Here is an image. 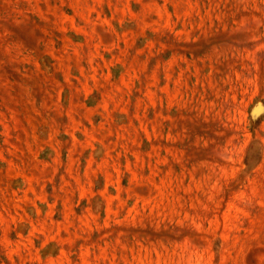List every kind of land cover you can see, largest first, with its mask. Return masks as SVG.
<instances>
[{
    "label": "rangeland",
    "instance_id": "374dc122",
    "mask_svg": "<svg viewBox=\"0 0 264 264\" xmlns=\"http://www.w3.org/2000/svg\"><path fill=\"white\" fill-rule=\"evenodd\" d=\"M15 2L0 264H264V0H100L92 57L69 2Z\"/></svg>",
    "mask_w": 264,
    "mask_h": 264
},
{
    "label": "crops",
    "instance_id": "0c3cea01",
    "mask_svg": "<svg viewBox=\"0 0 264 264\" xmlns=\"http://www.w3.org/2000/svg\"><path fill=\"white\" fill-rule=\"evenodd\" d=\"M4 1L11 2L12 7H15L16 10L10 8L6 9L4 7L5 3ZM52 3V7L54 8L55 12L54 15L50 16V22L48 23L45 21V26L52 25L54 29H62L64 27L63 23H58L57 19V11H60L62 8V4L69 2L71 4V7L74 11V14L77 17V21L80 24V35L76 37V41L80 42V45L84 50L87 51L89 54V57H92L93 55V47L96 45V43H99L98 45L101 46V49H108V43H110L107 33H110L109 27L101 26L96 28L95 23L99 21L96 20L97 15L96 11H99L101 7L100 0H49ZM106 4L109 6V0H104ZM18 6L15 2V0H0V34L4 33H17L18 34H27V39H23L25 42H32L34 43V31H31L27 27L29 25H22L21 22L18 20V12H17ZM56 15V16H55ZM36 16H33L35 18ZM36 24V22L34 21ZM2 42H0V67L1 69L5 66L4 63L7 61L3 58V50L1 47ZM4 45V44H3ZM97 46V45H96ZM90 52H92L90 54ZM0 69V70H1ZM1 76V73H0Z\"/></svg>",
    "mask_w": 264,
    "mask_h": 264
},
{
    "label": "water",
    "instance_id": "95a60500",
    "mask_svg": "<svg viewBox=\"0 0 264 264\" xmlns=\"http://www.w3.org/2000/svg\"><path fill=\"white\" fill-rule=\"evenodd\" d=\"M256 104H260L259 107H257L256 111L253 112V109L255 107ZM261 111H264V104L261 101H257L250 109L249 113H250V117L252 120H256L260 117V113Z\"/></svg>",
    "mask_w": 264,
    "mask_h": 264
}]
</instances>
